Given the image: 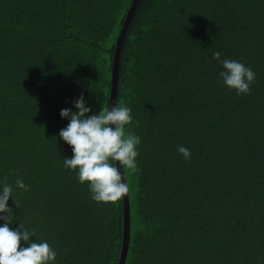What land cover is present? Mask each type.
Here are the masks:
<instances>
[{
	"label": "trees",
	"instance_id": "obj_1",
	"mask_svg": "<svg viewBox=\"0 0 264 264\" xmlns=\"http://www.w3.org/2000/svg\"><path fill=\"white\" fill-rule=\"evenodd\" d=\"M133 0H0V181L14 225L56 264H117L122 197L91 199L59 138L81 94L110 107L116 42ZM252 68L250 92L218 82ZM117 106L141 137L124 169L131 206L126 264H264V0H141L125 38ZM190 149L185 159L178 146ZM17 178L29 186L15 189ZM2 223V221H0ZM26 246V245H25Z\"/></svg>",
	"mask_w": 264,
	"mask_h": 264
},
{
	"label": "clouds",
	"instance_id": "obj_2",
	"mask_svg": "<svg viewBox=\"0 0 264 264\" xmlns=\"http://www.w3.org/2000/svg\"><path fill=\"white\" fill-rule=\"evenodd\" d=\"M213 59L222 69L218 82L237 95L250 92L255 81L252 68L238 60L222 59L219 51L213 52ZM74 108L77 111L71 108L60 111L68 124L60 130L59 138L72 150L71 157L62 158L63 166L76 172L79 183L90 189L93 201L114 203L129 191L120 169L138 168L141 137L126 132V126L133 123L132 110L128 106L112 105L93 113L83 94L74 101ZM177 150L186 160L190 158L187 147L180 145ZM15 189L27 191L29 186L17 178ZM13 192L12 185L0 181V264H56L58 253L47 240H36L35 231L20 222L18 227H12L16 222L9 199L20 207Z\"/></svg>",
	"mask_w": 264,
	"mask_h": 264
},
{
	"label": "water",
	"instance_id": "obj_3",
	"mask_svg": "<svg viewBox=\"0 0 264 264\" xmlns=\"http://www.w3.org/2000/svg\"><path fill=\"white\" fill-rule=\"evenodd\" d=\"M141 0H133L129 11L126 15V18L124 20L122 29L120 31L119 37L116 42V48H115V54H114V61H113V67H112V87H111V93H110V107L117 106V97H118V85H119V77H120V61H121V54L123 50V45L125 42L126 35L128 33L129 26L131 24V21L134 17L135 11L138 7V4ZM109 107V108H110ZM119 167V165H118ZM121 174L124 175L126 182V174L124 169H120ZM123 171V172H122ZM128 185V182H127ZM122 202H123V240H122V249L120 252V257L117 264H126L129 247H130V238H131V206H130V192L125 196H122Z\"/></svg>",
	"mask_w": 264,
	"mask_h": 264
}]
</instances>
